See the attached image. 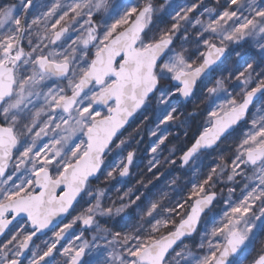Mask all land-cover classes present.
<instances>
[{"label":"snow or ice","instance_id":"6c2138e0","mask_svg":"<svg viewBox=\"0 0 264 264\" xmlns=\"http://www.w3.org/2000/svg\"><path fill=\"white\" fill-rule=\"evenodd\" d=\"M0 264H264V0H0Z\"/></svg>","mask_w":264,"mask_h":264},{"label":"trees","instance_id":"16d2710c","mask_svg":"<svg viewBox=\"0 0 264 264\" xmlns=\"http://www.w3.org/2000/svg\"><path fill=\"white\" fill-rule=\"evenodd\" d=\"M139 123V121H136L133 123L132 127L130 128V130H128L125 134V136H127L130 132H133V129L136 127V125ZM177 141L175 139H172V144H176ZM147 146H148V140L145 139L144 143L141 145V153H140V159L137 161V163H140V162H145L146 163V155H147ZM171 147V144L169 145ZM176 176H181V173L176 171V170H173V169H170L166 174H165V177L164 179L165 180H168V179H171L172 177H176ZM134 182V181H132Z\"/></svg>","mask_w":264,"mask_h":264},{"label":"bare ground","instance_id":"6f19581e","mask_svg":"<svg viewBox=\"0 0 264 264\" xmlns=\"http://www.w3.org/2000/svg\"><path fill=\"white\" fill-rule=\"evenodd\" d=\"M135 122H136V121H135ZM131 127H132V126H131ZM131 127H129V129H128V130H130V128H131ZM128 130H127V131H128Z\"/></svg>","mask_w":264,"mask_h":264},{"label":"water","instance_id":"95a60500","mask_svg":"<svg viewBox=\"0 0 264 264\" xmlns=\"http://www.w3.org/2000/svg\"><path fill=\"white\" fill-rule=\"evenodd\" d=\"M131 125H132V123H131ZM128 129H129V128H128ZM128 129H126L125 132H126Z\"/></svg>","mask_w":264,"mask_h":264}]
</instances>
